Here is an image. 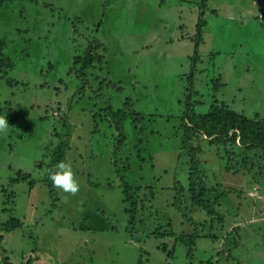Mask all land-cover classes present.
I'll return each mask as SVG.
<instances>
[{
	"label": "rangeland",
	"instance_id": "obj_1",
	"mask_svg": "<svg viewBox=\"0 0 264 264\" xmlns=\"http://www.w3.org/2000/svg\"><path fill=\"white\" fill-rule=\"evenodd\" d=\"M206 3L16 0L0 8V41L6 39L3 53L13 64L6 76L0 72V116L19 113L22 121L0 133V264H264V176L253 183L256 172L226 171L224 148L217 152L206 140L197 141L208 160L206 182L220 185L217 193L230 190L216 205L223 228L215 222L211 232L218 239L200 236L190 255L186 244L165 235L167 228L181 234L196 226L201 235L210 229L199 225L207 211L174 204L178 188L188 185L180 126L192 106L185 101L189 73L195 74L196 112L225 100L248 116H264V0ZM202 11L206 22L198 37ZM93 37L104 43L102 67L89 77L69 72ZM97 74L116 81L121 92L103 90ZM218 75L224 85L216 93ZM127 97L145 119L138 128L125 121L127 140L117 152L115 128L94 113L101 115L108 102L117 110ZM59 142L67 144L61 162L71 165L79 183L75 195L47 178ZM19 170L31 175L32 185ZM123 179L143 187L135 238L127 230ZM13 216L22 226L7 233L3 227ZM225 240H241L230 259L218 255Z\"/></svg>",
	"mask_w": 264,
	"mask_h": 264
},
{
	"label": "trees",
	"instance_id": "obj_2",
	"mask_svg": "<svg viewBox=\"0 0 264 264\" xmlns=\"http://www.w3.org/2000/svg\"><path fill=\"white\" fill-rule=\"evenodd\" d=\"M12 1L16 0H0V8L3 7V5H5L6 3ZM27 1L36 2L37 0ZM206 1L207 0H202V4L200 5L201 8H206ZM204 14L205 11H202V18L199 17L197 23L198 37L203 36L204 30L202 29V27L206 22ZM98 30L99 28L97 29V31ZM1 39L0 72H3L4 76H6L9 70L6 68L8 67L11 69L13 64H11V61H8V59L10 58L6 57L3 53V49L5 48L4 43L6 42V39ZM86 46L87 47L82 51V53L74 56L73 66L69 70V72H75L80 77H89L92 70L95 71L98 68V65L99 67H102L103 62L106 61V56L103 53L105 51L104 43L100 38H91ZM198 46L199 44L197 42L196 53L193 58V62H196L197 58L199 57L197 53ZM100 49L101 53L99 52ZM194 75L195 74L193 73H189L188 75V77L190 78V83L189 88H187L188 92L186 93L185 97L187 105L191 104L192 106L186 108L182 116L183 123L180 126V130L182 131L181 154L188 157V185L187 187H183L180 185V183H178V186L181 187H179L177 190L176 196L174 198V204L189 202L192 207L207 211L208 219H204L199 225L201 227L202 225H204L206 226V228L210 226V229H208V233L201 235L200 233H198V228L195 229L196 226L194 219L190 218L195 226L193 233L177 234L172 228H170V222H168L170 229L168 230L167 228L165 231V235H171L175 237L178 242L186 244L189 247L188 254H191V252L195 248L196 241L200 236H208L209 238L218 239V234L215 232H211V228L213 227L215 222H217L223 228V218L218 215V209L216 205L219 204L223 196L230 192V190H228V192L217 193L220 185L207 184L206 179L208 178V176L203 166L205 165L204 163L208 162V160L203 159L202 157V154L205 153V147L203 144L201 145L200 143H197V141L206 140V145L210 147H216L217 152L221 148H224L225 153L224 155H222V157L226 159L224 165L226 171L238 173L239 169H244L251 174H253V172H256L255 176L253 175L251 178L253 183L257 182V176H264V116H262L260 113H256L252 117L248 116L245 114V112L231 107L226 103L225 100H215L207 112H196L194 106L199 102L198 100H193L192 102V96L196 92L193 90L194 82L192 81V79H194ZM96 78L99 79V85L103 90L107 86L109 88L115 89L118 93L121 92L118 89H122V86L117 85L116 81L108 80L107 77L103 78V80H100V75L96 76ZM221 78V75H218L213 79V85L217 90L216 93L218 92V87L221 88L224 85V82ZM6 81L11 85L18 84L17 81L11 78H7ZM98 115L100 117L103 116L105 119H107L110 126L115 128L117 134L114 135V148L117 152L121 149V147L127 140V135L124 131L125 121L130 120L132 124H134L136 128H138L137 124L142 123L145 119V116L135 109V101L130 97H127L123 105L117 110H114V107L111 106L108 102L107 106L104 107L101 115L99 112L94 113V117ZM19 117V113H14L12 115L9 114L6 119L8 123L13 125L14 127H20L22 126V121L19 120ZM57 135L60 136V133H58ZM66 149L67 144L64 142H59V144L56 145V147H54L51 151L50 161L46 166L48 171L47 178L48 180H50V184H53L52 180L49 178L50 172L55 171L56 165H58L65 158ZM19 173L26 178L25 180L30 179V184H33L34 180L31 179V175L29 173H24L21 170H19ZM13 180L21 181L23 179H18L16 177ZM121 186L124 196L123 200L127 205L125 208V212L129 216L127 230L130 233L131 237L135 238V234L137 232V224L138 221L141 220L139 212L140 210L143 211L145 209V199L141 198L139 195V192L143 189V187L138 185H131L128 181H125V179L122 180ZM147 188L151 189L152 186L147 185ZM149 191L150 196L154 197V191ZM261 197L264 196L261 195ZM256 199H259V197H257ZM191 209L189 210L190 212H192ZM21 226L22 222L20 218L13 216L8 220L3 228L8 233L20 228ZM232 231L236 232L240 236L238 227H235L234 229H232ZM239 241L241 242V240H225L223 243V249L218 250V255L220 252H224V257L230 259V257H232V247L238 245L237 243ZM173 253L174 250L171 249L170 255H172ZM137 264H140V260Z\"/></svg>",
	"mask_w": 264,
	"mask_h": 264
},
{
	"label": "clouds",
	"instance_id": "obj_3",
	"mask_svg": "<svg viewBox=\"0 0 264 264\" xmlns=\"http://www.w3.org/2000/svg\"><path fill=\"white\" fill-rule=\"evenodd\" d=\"M8 130V121L4 116H0V133L6 134ZM49 178L53 185L63 192L75 195L79 191V183L70 164L60 162L56 165V170L51 171ZM257 193L250 192V196H256Z\"/></svg>",
	"mask_w": 264,
	"mask_h": 264
},
{
	"label": "built area",
	"instance_id": "obj_4",
	"mask_svg": "<svg viewBox=\"0 0 264 264\" xmlns=\"http://www.w3.org/2000/svg\"><path fill=\"white\" fill-rule=\"evenodd\" d=\"M262 16V15H261ZM262 17H264V16H262Z\"/></svg>",
	"mask_w": 264,
	"mask_h": 264
}]
</instances>
